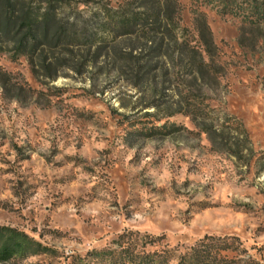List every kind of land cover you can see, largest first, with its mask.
Here are the masks:
<instances>
[{"label": "rangeland", "instance_id": "rangeland-1", "mask_svg": "<svg viewBox=\"0 0 264 264\" xmlns=\"http://www.w3.org/2000/svg\"><path fill=\"white\" fill-rule=\"evenodd\" d=\"M19 1L55 29L0 42V232L45 250L0 264H124L127 246L178 264L206 236L217 260L264 264L252 0Z\"/></svg>", "mask_w": 264, "mask_h": 264}, {"label": "trees", "instance_id": "trees-1", "mask_svg": "<svg viewBox=\"0 0 264 264\" xmlns=\"http://www.w3.org/2000/svg\"><path fill=\"white\" fill-rule=\"evenodd\" d=\"M224 4L223 11L228 12V8L234 1H221ZM251 2V1H250ZM25 1L19 0H0V42L15 39L22 32L24 38L19 41V50L23 52L29 44L36 45L43 38L48 37L55 29L52 25V10L45 8L43 11L35 8L27 9ZM252 13L256 16H264V2L258 3L257 0H252ZM114 19L113 16H110ZM121 22H125L127 26L145 22L147 18L142 16V13H134L133 15H123ZM150 22H160V15H152ZM26 39V41H25ZM211 236H206L198 243L191 245L181 253L178 257V264H234V260H226L221 257L217 260L216 257L210 254ZM149 243L155 240L149 237ZM226 241V240H225ZM145 243H148L147 241ZM229 245L225 244L221 249H227ZM127 259L124 264H169L174 255L171 248L149 251H134L131 246H127ZM45 250V247L29 237L25 233L15 231L12 235H7L0 232V261L8 260L15 255L27 256L29 254L40 253ZM245 264H259L254 259L245 261Z\"/></svg>", "mask_w": 264, "mask_h": 264}]
</instances>
